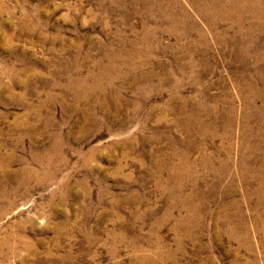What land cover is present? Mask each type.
<instances>
[{
  "label": "rangeland",
  "instance_id": "rangeland-1",
  "mask_svg": "<svg viewBox=\"0 0 264 264\" xmlns=\"http://www.w3.org/2000/svg\"><path fill=\"white\" fill-rule=\"evenodd\" d=\"M0 264H264V0H0Z\"/></svg>",
  "mask_w": 264,
  "mask_h": 264
},
{
  "label": "bare ground",
  "instance_id": "bare-ground-1",
  "mask_svg": "<svg viewBox=\"0 0 264 264\" xmlns=\"http://www.w3.org/2000/svg\"><path fill=\"white\" fill-rule=\"evenodd\" d=\"M229 15V14H228Z\"/></svg>",
  "mask_w": 264,
  "mask_h": 264
}]
</instances>
